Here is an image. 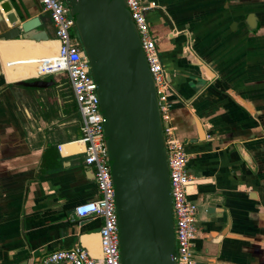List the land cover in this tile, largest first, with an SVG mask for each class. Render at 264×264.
Returning a JSON list of instances; mask_svg holds the SVG:
<instances>
[{
	"label": "crops",
	"instance_id": "1",
	"mask_svg": "<svg viewBox=\"0 0 264 264\" xmlns=\"http://www.w3.org/2000/svg\"><path fill=\"white\" fill-rule=\"evenodd\" d=\"M16 1L50 44H0V264H38L74 246L95 257L101 220L72 214L98 196L85 176L73 97L13 85L33 80L31 60L55 53L53 27L37 2ZM146 1L172 26L147 14L187 155L195 264H264V0ZM4 22L0 14V31ZM212 198L221 214H205Z\"/></svg>",
	"mask_w": 264,
	"mask_h": 264
},
{
	"label": "water",
	"instance_id": "2",
	"mask_svg": "<svg viewBox=\"0 0 264 264\" xmlns=\"http://www.w3.org/2000/svg\"><path fill=\"white\" fill-rule=\"evenodd\" d=\"M89 67L102 118L103 143L113 187L120 264H175L174 217L166 151L154 84L124 0H61ZM12 5L16 10H12ZM154 12L169 30L160 9ZM0 41H47L37 17L26 18L16 0H0ZM1 73V70H0ZM165 80L169 79L164 72ZM51 79L14 86L45 89ZM87 168V167H86ZM85 176L92 180L87 168ZM212 198L205 214H221ZM218 209L219 211H216Z\"/></svg>",
	"mask_w": 264,
	"mask_h": 264
},
{
	"label": "built area",
	"instance_id": "3",
	"mask_svg": "<svg viewBox=\"0 0 264 264\" xmlns=\"http://www.w3.org/2000/svg\"><path fill=\"white\" fill-rule=\"evenodd\" d=\"M47 14L53 27L57 47L54 54L35 58L37 74L33 80L47 79L65 73L80 120V138L83 145V165L92 171L98 196L73 207L75 219L99 218V253L91 256L84 248L74 246L44 255L38 264H120L118 251L117 217L114 208L113 187L103 143L102 118L95 93L96 86L75 36L70 34L72 20L61 0H34ZM130 18L138 33L148 72L154 84L166 151V164L174 217L175 264H195L193 242L197 233L196 205L187 199L186 189L191 182L187 174V155L182 142L174 135L169 114L170 88L165 80L153 38L146 22V13L156 5L146 0H124ZM59 151L60 146H56Z\"/></svg>",
	"mask_w": 264,
	"mask_h": 264
},
{
	"label": "rangeland",
	"instance_id": "4",
	"mask_svg": "<svg viewBox=\"0 0 264 264\" xmlns=\"http://www.w3.org/2000/svg\"><path fill=\"white\" fill-rule=\"evenodd\" d=\"M70 34L75 36V33H74V30L71 29L70 30ZM47 79H52L55 81V84H60L61 85V90H63L64 92H66L68 94V96H71L70 94V87H69V82H68V78H67V75L65 73H62V74H59V75H55V76H51Z\"/></svg>",
	"mask_w": 264,
	"mask_h": 264
},
{
	"label": "bare ground",
	"instance_id": "5",
	"mask_svg": "<svg viewBox=\"0 0 264 264\" xmlns=\"http://www.w3.org/2000/svg\"><path fill=\"white\" fill-rule=\"evenodd\" d=\"M15 41H20V40H12V41H5L4 40V41H0V44L12 43V42H15ZM28 42L32 43L33 48L35 50H39L40 48H43L44 46L50 44V41H40V42L28 41ZM0 65H1V63H0ZM1 70H2V66H1ZM2 73H3V70H2ZM36 74H37V72H36ZM3 76H4V74H3ZM19 81H21V80H19ZM16 82H18V81H16Z\"/></svg>",
	"mask_w": 264,
	"mask_h": 264
},
{
	"label": "flooded vegetation",
	"instance_id": "6",
	"mask_svg": "<svg viewBox=\"0 0 264 264\" xmlns=\"http://www.w3.org/2000/svg\"><path fill=\"white\" fill-rule=\"evenodd\" d=\"M52 80V79H51ZM53 82H54V84H53V86H51L50 88L51 89H53V88H56V90H59V92L61 93V94H63L64 93V91L63 90H61V85L60 84H55V81L53 80ZM65 94H67L66 92H65Z\"/></svg>",
	"mask_w": 264,
	"mask_h": 264
},
{
	"label": "trees",
	"instance_id": "7",
	"mask_svg": "<svg viewBox=\"0 0 264 264\" xmlns=\"http://www.w3.org/2000/svg\"><path fill=\"white\" fill-rule=\"evenodd\" d=\"M31 81V80H30ZM73 101V108H75V110H76V105H75V103H74V100H72Z\"/></svg>",
	"mask_w": 264,
	"mask_h": 264
}]
</instances>
